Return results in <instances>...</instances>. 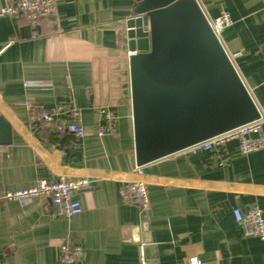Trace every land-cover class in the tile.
<instances>
[{
  "label": "crops",
  "instance_id": "obj_1",
  "mask_svg": "<svg viewBox=\"0 0 264 264\" xmlns=\"http://www.w3.org/2000/svg\"><path fill=\"white\" fill-rule=\"evenodd\" d=\"M198 1L208 19L229 14L219 40L264 119V0ZM56 4V19L37 26L0 18V117L10 130L0 138V264H58L65 243L83 250L79 264H138L140 243L149 264H264V241L244 237L233 217L256 205L264 218V150L186 149L138 175L123 88L129 54L118 36L135 0ZM26 102L75 109L83 137L36 128ZM102 112L112 123L100 136ZM60 176L90 183L75 196L79 215L56 216L43 197L1 201L6 191ZM133 181L145 184L147 209L122 201L120 188Z\"/></svg>",
  "mask_w": 264,
  "mask_h": 264
},
{
  "label": "water",
  "instance_id": "obj_2",
  "mask_svg": "<svg viewBox=\"0 0 264 264\" xmlns=\"http://www.w3.org/2000/svg\"><path fill=\"white\" fill-rule=\"evenodd\" d=\"M124 31L131 165L143 167L260 119L197 0H137ZM9 131L0 117V138Z\"/></svg>",
  "mask_w": 264,
  "mask_h": 264
},
{
  "label": "built area",
  "instance_id": "obj_3",
  "mask_svg": "<svg viewBox=\"0 0 264 264\" xmlns=\"http://www.w3.org/2000/svg\"><path fill=\"white\" fill-rule=\"evenodd\" d=\"M4 2V6L0 9V18H22L30 25L37 26L44 20L53 21L57 16L56 0H4ZM197 2L199 3L198 0ZM206 19L218 39L222 32L232 24L229 14L224 11L213 19L207 17ZM118 36L124 41L125 31L118 33ZM25 106L29 112V120L36 128L49 131L57 137L64 135H71L76 139L83 137L84 130L80 122V114L75 109L66 108L62 104L38 107L31 102H26ZM102 114H104V120L99 128L100 136L111 131L112 123V118L108 113L102 112ZM263 128L264 119L260 117L257 121L217 135L189 149L191 153L198 151L211 153L221 151L229 144H235L239 154L249 155L264 150ZM135 172L142 176L141 167H135ZM89 185V181L84 178L73 179L60 176L54 180L40 179L33 187L4 192L1 201L26 204L43 197L50 201L56 216L70 218L81 213V205L75 196L88 190ZM119 195L126 204L136 205L142 209L148 208L147 191L145 184L141 181L126 183L120 188ZM233 217L244 237L264 241V218L258 206L252 205L245 211L235 209ZM145 248V243L138 245V264H149ZM82 260L83 250L80 247L66 243L59 246L58 264H79Z\"/></svg>",
  "mask_w": 264,
  "mask_h": 264
},
{
  "label": "trees",
  "instance_id": "obj_4",
  "mask_svg": "<svg viewBox=\"0 0 264 264\" xmlns=\"http://www.w3.org/2000/svg\"><path fill=\"white\" fill-rule=\"evenodd\" d=\"M137 0H135V3H136Z\"/></svg>",
  "mask_w": 264,
  "mask_h": 264
}]
</instances>
